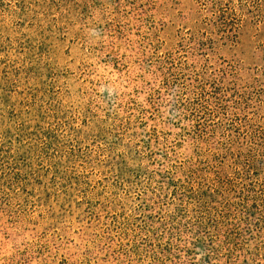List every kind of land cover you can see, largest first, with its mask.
<instances>
[{
	"label": "rangeland",
	"instance_id": "obj_1",
	"mask_svg": "<svg viewBox=\"0 0 264 264\" xmlns=\"http://www.w3.org/2000/svg\"><path fill=\"white\" fill-rule=\"evenodd\" d=\"M0 264H264V0H0Z\"/></svg>",
	"mask_w": 264,
	"mask_h": 264
}]
</instances>
